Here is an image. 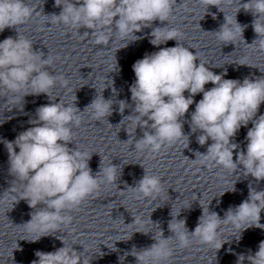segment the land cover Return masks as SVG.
<instances>
[{"label": "clouds", "instance_id": "1", "mask_svg": "<svg viewBox=\"0 0 264 264\" xmlns=\"http://www.w3.org/2000/svg\"><path fill=\"white\" fill-rule=\"evenodd\" d=\"M222 2L201 0L206 5V11L211 5L223 12L219 7ZM175 4L176 0H55L57 7L62 6V11L50 17L51 24L62 23L76 29L77 34L81 28L91 30L93 42L107 46L114 33L121 40L131 37L129 42L140 39L135 33L151 27L154 21H168ZM241 9L253 15L252 27L258 37L251 44L245 43L258 45L264 51V0H247L246 3L240 0L236 15ZM33 11L24 0H0V33L6 28L17 29L18 25L31 18ZM236 15L234 19L224 15L225 23L214 32L225 45L235 44L237 37L244 41L246 25L238 23ZM88 35L86 31L82 38ZM179 35L174 28H154L151 32L152 45L159 47L169 40H176L177 45L159 48L133 64L135 81L129 89L134 104L133 113L124 117L121 123L127 119L135 126V131L137 127L144 131L138 140L131 139L134 136L128 133L130 138L124 143L134 144L135 150L147 149L151 153H158L162 147L178 141H186L187 147L189 136L183 131L181 118L195 103L190 117L191 132L201 133L197 136L200 146L207 144L209 139L212 143L206 153L196 151L193 161L209 167L220 166L233 173H238L242 166L245 176L251 175L257 182L264 180V114L258 115L264 104V78H244L242 82L225 79L226 73L215 74L202 62L197 65L198 54L182 46L177 40ZM127 46L128 43L121 48ZM53 60L51 55L44 58L43 53L34 51L32 42L18 31L17 38L8 37L0 42V90L14 94L13 100L18 98L16 94L22 93L23 104L28 95L43 93L49 97L57 80L64 86L68 83L63 77L52 75L47 70ZM208 83L213 87L206 90ZM185 92L189 93L187 97ZM201 93L202 99L195 102L194 97ZM112 103L101 94L85 110L92 109L93 118L102 120L112 114ZM127 107L126 100L119 101L121 114ZM79 112L75 105L66 106L61 102L40 106L36 109V118L28 121L31 127L20 132L12 141H3L8 153L9 172L23 182V194L15 203L25 200L35 210L24 225L39 235L29 242L53 235L59 231L61 224L69 225L72 217L64 214L66 210H75L89 196L98 195L100 185L105 181L113 183L117 180V166L110 164L102 167L101 161L99 172L93 175L88 164L92 154L68 147L73 142L70 125L79 127L81 123ZM249 123L252 127L248 128L245 137L246 151L236 152L234 160V151L240 149V145L234 142L235 137L241 127L247 128ZM127 189L134 192L138 199L154 197L163 190L161 178L149 174L146 169L136 186ZM229 191H236L235 184ZM262 211L264 190L250 185L248 198L235 208L230 207L223 219L209 207L202 208L197 226L189 232L186 220L176 219L179 212L176 215L171 213L173 219L168 228L174 235L164 238L163 231L159 229L158 234L153 236L155 243L139 251L133 248L130 254L135 257L136 264H166L173 255L170 244L175 240L180 248L188 247L190 237L214 247L218 252L227 242L220 239L221 225L230 223L240 229L239 240L248 228L264 229V224L260 223ZM61 241L64 246L53 252L37 250L35 256L38 259L31 264H90L88 258L82 260L85 249L80 253ZM15 249H19L18 244ZM236 255V264H245V261L247 264H264V240L259 242L254 254L250 250L247 255Z\"/></svg>", "mask_w": 264, "mask_h": 264}]
</instances>
